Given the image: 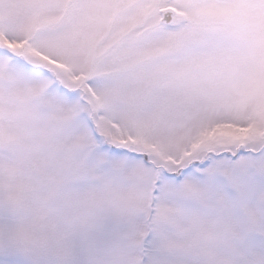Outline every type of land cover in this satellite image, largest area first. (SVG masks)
<instances>
[{"label":"snow or ice","instance_id":"snow-or-ice-1","mask_svg":"<svg viewBox=\"0 0 264 264\" xmlns=\"http://www.w3.org/2000/svg\"><path fill=\"white\" fill-rule=\"evenodd\" d=\"M0 264H264V0H0Z\"/></svg>","mask_w":264,"mask_h":264}]
</instances>
